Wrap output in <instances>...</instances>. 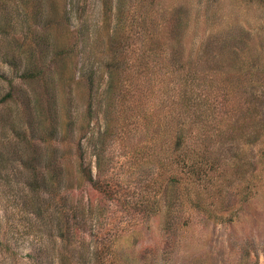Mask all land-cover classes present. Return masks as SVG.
<instances>
[{
    "label": "rangeland",
    "instance_id": "374dc122",
    "mask_svg": "<svg viewBox=\"0 0 264 264\" xmlns=\"http://www.w3.org/2000/svg\"><path fill=\"white\" fill-rule=\"evenodd\" d=\"M60 253L264 264V0H0V264Z\"/></svg>",
    "mask_w": 264,
    "mask_h": 264
},
{
    "label": "trees",
    "instance_id": "16d2710c",
    "mask_svg": "<svg viewBox=\"0 0 264 264\" xmlns=\"http://www.w3.org/2000/svg\"><path fill=\"white\" fill-rule=\"evenodd\" d=\"M25 69H23V71H22V73H21V75L19 76L20 78H21V80L23 81V79L24 80H26V81H28V80H32V79H34V78H38V76L41 74V71L40 70H33V71H24ZM28 93V95H29V99H30V101H34V102H36V95H35V92L34 91H32V90H30L29 92H27ZM10 96H12V94L10 93V92H8V93H6L3 97L5 98V97H10ZM2 97V98H3ZM78 152H79V154L81 153V151H82V147L80 146V147H78V150H77ZM102 162H101V157L99 156V154L98 153H96V164L98 165V167H99V165L101 164ZM80 169H82V171H86V169H85V167L84 166H82V167H80ZM87 174L88 173H86V176H87ZM97 174H98V172H97ZM90 177V176H89ZM91 179V178H90ZM92 181V180H91ZM93 183H96V184H99V187H101V188H105L103 191H107V190H109L108 189V186H107V184H102L103 183V181L101 180V177H100V175H97V180H93L92 181ZM105 193V192H104ZM63 261H66V259L62 256V254L60 253V258H59V262H58V264H62V263H64ZM52 262L53 261H50L49 262V264H52Z\"/></svg>",
    "mask_w": 264,
    "mask_h": 264
}]
</instances>
